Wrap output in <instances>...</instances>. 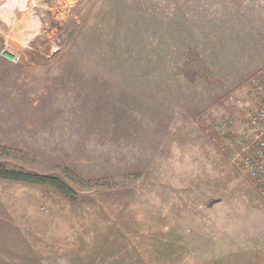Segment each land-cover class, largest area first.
I'll use <instances>...</instances> for the list:
<instances>
[{
  "label": "rangeland",
  "instance_id": "obj_1",
  "mask_svg": "<svg viewBox=\"0 0 264 264\" xmlns=\"http://www.w3.org/2000/svg\"><path fill=\"white\" fill-rule=\"evenodd\" d=\"M0 39V163L73 190L0 181V264H264V199L209 128L256 106L264 0H0Z\"/></svg>",
  "mask_w": 264,
  "mask_h": 264
},
{
  "label": "built area",
  "instance_id": "obj_2",
  "mask_svg": "<svg viewBox=\"0 0 264 264\" xmlns=\"http://www.w3.org/2000/svg\"><path fill=\"white\" fill-rule=\"evenodd\" d=\"M0 57L14 65L22 61L1 39ZM249 86L251 97L256 101L255 108L243 117L231 113L219 121L209 122V128L223 139L235 168L254 183L264 199V68L250 80Z\"/></svg>",
  "mask_w": 264,
  "mask_h": 264
},
{
  "label": "trees",
  "instance_id": "obj_3",
  "mask_svg": "<svg viewBox=\"0 0 264 264\" xmlns=\"http://www.w3.org/2000/svg\"><path fill=\"white\" fill-rule=\"evenodd\" d=\"M0 181L24 184L29 186L47 187L68 198H72L73 190L63 179L57 176L44 175L22 168H11L0 163Z\"/></svg>",
  "mask_w": 264,
  "mask_h": 264
},
{
  "label": "crops",
  "instance_id": "obj_4",
  "mask_svg": "<svg viewBox=\"0 0 264 264\" xmlns=\"http://www.w3.org/2000/svg\"><path fill=\"white\" fill-rule=\"evenodd\" d=\"M20 229L18 226L10 224V223H1L0 222V246L4 245L3 253L0 256V263L4 261L2 255L7 253H12L9 250L13 245H18L19 241H23L24 239H20ZM25 237V235H24Z\"/></svg>",
  "mask_w": 264,
  "mask_h": 264
}]
</instances>
